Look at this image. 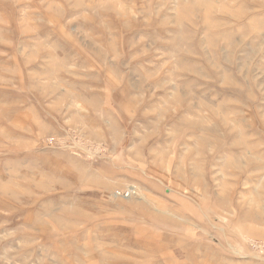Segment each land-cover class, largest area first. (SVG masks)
Wrapping results in <instances>:
<instances>
[{"label": "rangeland", "instance_id": "rangeland-1", "mask_svg": "<svg viewBox=\"0 0 264 264\" xmlns=\"http://www.w3.org/2000/svg\"><path fill=\"white\" fill-rule=\"evenodd\" d=\"M0 264H264V0H0Z\"/></svg>", "mask_w": 264, "mask_h": 264}]
</instances>
